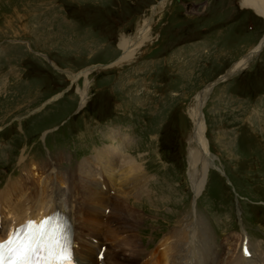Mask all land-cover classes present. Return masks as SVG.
I'll return each mask as SVG.
<instances>
[{"label":"rangeland","instance_id":"obj_1","mask_svg":"<svg viewBox=\"0 0 264 264\" xmlns=\"http://www.w3.org/2000/svg\"><path fill=\"white\" fill-rule=\"evenodd\" d=\"M156 1L0 0V49H7L0 53V197L11 183L36 188L39 177L33 173L43 174L49 185L52 173H64L74 184V175L87 165L95 180L106 165L96 154L120 147L111 176L118 181L113 197L140 219L137 228L125 231L119 225L114 234L113 226L106 234L102 213L93 208L88 226L121 250L118 259L107 258L104 264H129L131 245L141 251L140 260L162 243L159 250L175 256L174 242L183 247L181 235L197 223L194 242L198 250L207 243L200 255L207 263L230 255L243 259L239 244L244 242L256 257L264 250V48L241 71H227L262 47L264 22L253 10H240L239 0H211L203 14H185L173 0L159 8L162 0ZM148 18L149 40L131 61L115 64L122 53L120 38L136 34ZM248 23L254 24L252 31ZM225 74L231 75L211 87L201 109L209 166L199 195L189 162L193 125L188 111L196 94ZM93 146L100 147L92 154ZM49 152L53 162L47 160ZM133 163L149 180L137 197L128 193L130 185L120 173ZM28 188L21 190L29 194L21 200L33 197ZM74 189L71 194L81 199ZM62 193L55 195L67 204L70 197ZM121 231L130 235L124 239ZM86 240L98 248V240Z\"/></svg>","mask_w":264,"mask_h":264},{"label":"bare ground","instance_id":"obj_2","mask_svg":"<svg viewBox=\"0 0 264 264\" xmlns=\"http://www.w3.org/2000/svg\"><path fill=\"white\" fill-rule=\"evenodd\" d=\"M165 3L166 2L162 0V2L159 3L158 7L162 8ZM239 5L241 8H247V9L253 10L257 15H259L260 17L264 19V0H239ZM151 18L144 19L142 21V25L139 31L136 32V34L132 36L120 38L117 46L122 51V53L117 59V61L114 62L115 64H124V63H128L129 61H131L134 53L137 52V50L141 47V45L144 42H147L149 40V37H150L149 32H150L151 24H152ZM261 44L262 46L264 45V38L262 39ZM258 47H257L258 49L256 47L255 48L257 50H260L262 48L261 46H258ZM253 53L254 52H252V54L250 53V55L248 56L242 57L239 61H237V63L233 64L227 72L232 73V72H237L239 70L241 71V69L244 68L246 63L249 62V60L251 59V55H253ZM91 69L85 72L87 73ZM230 75L225 74L223 77L219 78L217 81H215L212 84H209L208 86L203 88L200 92H198L192 104L189 107V111L187 110L189 112L188 115L193 125L192 130L187 138V144H188L189 155H190L189 162L191 165V172L193 171L195 172V175L193 178V190L197 194L200 193L201 189L203 188L206 182L207 173H208L207 166H209L207 165V161L209 159V156H208L209 151L207 148L208 145L204 137L205 124L203 121L201 109H202V106L205 102V99L211 87H213L218 82L223 81ZM78 77L79 76L76 75L73 80H76ZM86 90L87 89H85L81 93L79 92L81 95L79 96L82 99L80 103L81 106L82 104H84L83 102L86 99ZM105 149H108L109 151L107 154H104L103 152H98V153L96 152L97 153L96 156L100 160L103 159L106 163L105 167H103V169H100L101 171L102 170L103 171H102V174H100L99 176L103 177V173H104V175L108 177L111 182H113L111 176L114 175V171L116 168L115 167L116 166L115 157L121 156L119 155L121 154V150H120V147H117V148L111 147L110 149L106 147ZM122 157H125V156L123 155ZM121 160L122 162H124V158ZM97 164L99 163L97 162ZM85 166L81 167L79 169V173L74 175V176H78L77 177L78 180L74 184L70 182L69 180H67L64 173L58 174L55 172V173H52V175L50 174L51 176L49 180L53 182V185H49L48 180L42 179L43 174H40V175L35 174L33 173V171H32L33 177H36V178L39 177L38 182L34 184L36 185V188H34V186L32 187V184H29L30 187L28 188L27 185H23V181L22 183L20 182L21 180L17 181V183L18 182L21 183L20 184V186H22L21 188L14 186L16 184H13V183L9 184L7 186L6 191L3 193L5 196L2 195L3 197L2 196L0 197V201L5 200V204H6L7 202H11V200L13 199V201H16V202L12 203V205L8 207L9 211H7L6 213L7 214L6 219H4L3 222L0 221V240H3L9 234L11 230L15 229V227L21 225L26 220L34 219V221L37 222L43 216L53 212L55 209H59L61 212H63V214L71 212L73 215V218H75L74 221H75L76 226L72 224L71 226H72V239H74V241L77 244V249L75 250V254L78 259L74 257L76 262L78 264H96V259L94 255H95V252L97 254L98 250L100 249V245H98V248H96V245L88 242V240H86L85 238L81 236V235H86V237H89L88 235H91V236L100 235V230H98L97 232L96 231L92 232V230L87 224L88 220L90 219V215L93 214V208L99 209L101 213H104L103 214L104 216L106 214L104 211H107L105 209L106 208L109 209L108 213L109 214L112 213V215L115 216L114 217L115 221H118L120 225H123L125 231L126 230L130 231L131 228H137L138 225H136V223L140 219L139 217L140 215L139 216L133 215L132 213H135V212L129 211L127 208V205H124L121 202H119L117 198H113L112 200L114 201V203L111 202L110 205H108L109 196L105 192H109V190L107 189L108 187L106 186L107 185L106 181L104 179H101V181L96 182L97 178L93 180L92 174L88 173L89 170H86V169H89V166L87 165ZM197 166H200L199 172H197V169H196ZM138 167L139 166L137 164L133 163L130 166L129 165L122 166L120 169V173L122 174L123 180L125 182H128V184L130 185V189L128 193H132V195H134L135 197L141 196L146 191L145 187L148 183V181L147 182L145 181L143 176H140V172H137V170L140 171ZM76 168L74 170V173L77 170ZM39 170L41 171V173H44L47 171L44 168H41ZM74 178L76 179V177ZM25 188H28V190H32L34 192V195L32 194L33 193L32 191L31 192L29 191L33 195V197L26 196V198L28 199L25 198L24 200H21L22 195L27 194L21 191L22 189L26 190ZM63 188L66 190H64ZM74 188H77L81 191V194H82L81 199L71 194V191ZM48 190H51L53 191V193H56V194H58L59 192H63L62 194H60V196L67 195L68 197H70L69 200H67V205L63 202L64 200L62 201L60 198H59V201H57L56 199H52L51 191H50L51 193H48L49 195L46 194ZM65 192H68V193L65 194ZM27 200H29V202H31L32 204L28 205ZM76 200H78L79 202H76ZM25 203H27V205ZM69 215L70 217H72L71 214ZM1 217L2 216H0V218ZM110 217L111 216H108V218ZM128 222H131V226L129 227L127 226ZM197 228H198V223L195 224L194 226H189L187 229V233L184 235H181L180 242L183 241V247L179 246L178 245L179 243L176 244L174 242L173 245L175 247V252L177 253L175 256H169L168 254H166L167 252H161L159 248L164 246V244L162 243L161 245L157 247V249L155 248L156 249L155 251L151 252L146 257L143 255L146 258L145 260H143L144 262L146 261L144 264H264V250H260V249L257 250L258 253L256 257L251 256V258L249 259L245 258L244 256H243V259H241V256L239 257L237 256L236 258H234L232 257V255H230L224 258V262L223 260L215 262L216 260L214 261V259H212L211 263L210 261H208L207 263V260L202 259V257L200 256L204 247H207L206 245L207 243L206 242L202 243L201 249L198 250L199 243L197 244V242H194V238L197 235L196 233ZM131 243H133V241H131ZM132 247L133 246L131 245V250L133 251H132V255L130 256V258H128L129 264H142L140 262L141 261L140 256L142 254L140 253L141 251H139L138 248H136L134 251L133 249L134 247L133 248ZM105 258L107 260L108 257H105ZM80 260L83 261L84 263H82Z\"/></svg>","mask_w":264,"mask_h":264},{"label":"snow or ice","instance_id":"obj_3","mask_svg":"<svg viewBox=\"0 0 264 264\" xmlns=\"http://www.w3.org/2000/svg\"><path fill=\"white\" fill-rule=\"evenodd\" d=\"M53 219L39 224L29 220L11 230L7 239L0 240V264H72L64 230Z\"/></svg>","mask_w":264,"mask_h":264}]
</instances>
